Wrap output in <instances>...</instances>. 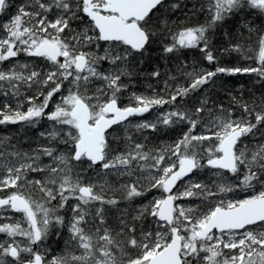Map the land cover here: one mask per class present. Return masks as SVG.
<instances>
[{
	"label": "snow or ice",
	"instance_id": "snow-or-ice-1",
	"mask_svg": "<svg viewBox=\"0 0 264 264\" xmlns=\"http://www.w3.org/2000/svg\"><path fill=\"white\" fill-rule=\"evenodd\" d=\"M8 7L9 0H0V13ZM180 8V0H26L0 24V62L24 53L47 64V71L34 66L29 70L26 63L0 70V87L7 85L13 96L19 97L24 86L40 89L36 96L27 97L26 111L20 110L22 102L15 109L5 103L0 125L35 127L46 118L51 130L40 136L65 147L60 151L47 144L5 153V140L0 139V219L9 221L0 223V233L9 238L0 242V264H264V143L251 150L239 148L243 137L255 138L259 133L264 139V105L258 110L255 104L244 103L246 115L235 118L231 110L225 115L220 105L221 114L208 121L203 117L206 110L212 117L207 100L193 110L175 106L178 98H186L218 73H255L264 79V32L257 35L254 46L257 67L194 68L186 73L191 83L176 86L170 98L133 93L135 105L120 106L127 88L122 77L131 75L129 62L135 56H143L150 45L159 43L165 54L198 48L209 64L217 62L209 30L245 9L264 14V0H207L206 9L203 4L199 9L207 12L206 22L194 26L179 19L169 23L167 17ZM50 13L54 19H49ZM153 13H158V23L151 22ZM102 45H106L103 54L91 50ZM225 51L245 49L236 44ZM102 62H108L110 70H103ZM151 75L159 77L160 72ZM57 95L59 101L47 111ZM39 97L42 100L37 102ZM165 104L174 107L135 127L156 132L161 126L187 125L173 144L146 151L144 143L126 137L125 150L111 146L108 135L113 126L128 124L130 117ZM201 125L204 131L193 134ZM205 143L209 147L203 148ZM43 157L49 162L44 163ZM205 166L220 177L212 187L190 180L183 191L176 190L178 181ZM242 170L235 187L259 184L262 190L243 199L214 200L217 193L235 190L223 173L239 176ZM30 174L36 175L28 179ZM110 176L132 178L119 189L128 202L152 190L161 193L141 204L130 220L127 210L122 212L118 231L106 218L108 208L120 203L106 195L112 191ZM33 193H39L40 199ZM194 197L201 200L200 206L178 203ZM9 212L21 214V219L14 220ZM148 217L154 228L138 226ZM53 228H66L68 238L64 254L48 261L39 245Z\"/></svg>",
	"mask_w": 264,
	"mask_h": 264
},
{
	"label": "trees",
	"instance_id": "trees-1",
	"mask_svg": "<svg viewBox=\"0 0 264 264\" xmlns=\"http://www.w3.org/2000/svg\"><path fill=\"white\" fill-rule=\"evenodd\" d=\"M10 1L16 2H14L15 4L12 2L11 5L13 4V6L10 9L7 8L6 11L1 14L2 18H8L7 16L5 17V15L9 14L7 11L9 10L8 12L10 13L14 12V8L23 3L22 0ZM180 2L181 8L171 16L167 17L169 23H175L177 19H179L180 23L189 26L199 25L206 22V18L208 16L207 12H201L199 9L202 4L206 9L207 0H180ZM152 16L153 19L151 22L158 23V13H153ZM160 19L163 20L164 17H161ZM73 27H76V25L74 24ZM176 30L177 29L175 28L173 29V31ZM260 32H264V14L249 11L248 9L237 12L236 14L219 22L215 28L210 29L207 33L211 50L217 57V62L212 64H209L204 59L198 48L182 49L177 53L165 54L162 52V48L159 43H153L149 46L143 56L137 55L129 62L128 71L131 72V75L122 77V82L127 85V88L121 93L120 106H126L129 103L135 105V101L131 98L133 93L149 97L159 95L163 96L165 99L170 98V95L175 90L176 86L182 85L186 87L189 83H191V80L188 78L186 73L192 72L194 68L198 71H215L218 66L225 68L257 67L258 64L255 60L256 52L254 50V46L257 41V35ZM236 44H240L245 51L239 53L234 51H225ZM103 47H106V45H102L100 49L96 50L93 48V51L103 54ZM24 63L29 65V70L32 69L33 66L36 70L44 69L47 66L44 60L36 57H29L24 60ZM101 68L103 70H110V65L108 62H102ZM153 71H159L160 76L153 77L151 75ZM96 86L97 84L94 83L93 89ZM62 91L66 94L67 85H65ZM33 95V89H26L22 93L21 99H23L22 101L24 102V109L28 105L27 97ZM59 97L60 96L58 95L54 97L53 102L50 104L47 111L52 110V106L55 102L59 101ZM40 100H42L41 97H39L37 102ZM202 100H207V109L212 110V117H209L207 110L203 113V117L206 121L221 114L219 111L220 105H223L225 115L228 110L233 112L234 118L246 115L242 113L241 108L244 103H248L249 106L255 104L258 110L260 106L264 105V79L258 77L255 73H238L235 75L218 73L208 84L202 86L195 92L190 93L186 98H178L175 106L184 110H193L194 106H198ZM5 102L6 100L4 99L2 90L0 89V108L4 106L3 104H5ZM173 107V105L165 104L159 108L151 109L149 112L144 113L143 116L147 118V121H154L162 112L172 110ZM252 122L255 123L254 115L252 117ZM185 131H187V125H174L170 128H163L161 126L159 131L153 132L151 130H137L136 127H133L128 123L113 127L109 131L108 139L113 148H116L118 151H122L128 146L126 143V137H132L135 142L144 143L146 145L145 150L147 151L153 150L156 147L173 144L183 135ZM203 131L204 126L201 125L194 130L193 134L199 135ZM262 131H264V129H262ZM35 133L36 132L31 128V126L27 125H0V139L5 140L3 151L7 153L9 150L30 151L32 148L34 149L38 146L35 142ZM57 143L58 147H61L62 144L59 143V141H57ZM212 143L215 142L213 141ZM259 143H264V139H261L259 133H257L255 138H253V136L241 138L239 141V148L243 149L245 146H248L249 150H251ZM207 147H209V144L205 143L203 148ZM205 161L203 160L202 163L206 165ZM200 169L203 171L200 175L193 179L194 182L213 186V182L220 179V177L214 174L215 170L207 166ZM200 169L196 170L198 171ZM243 171L244 170H242L239 174L238 177L240 178L238 180H235V178H233L234 175L226 171L223 173V178L226 182L232 183L231 185H237L240 183ZM194 173H196V171ZM89 174L91 175V173ZM35 175L36 174H30L28 179H32ZM131 179L132 178L126 176L108 177L112 191L106 193V195L108 197L114 196L120 201V203L115 207L108 208L106 218L108 225L117 231L118 218L122 212L127 210V218L130 220L131 216L136 214V209L141 204H146L148 201H151L153 197L161 194L157 190H152L151 192L146 193L144 197H137L133 202H128L123 199L124 193L119 189L121 184L131 183ZM181 182L182 181L179 183ZM260 190L262 189L260 185L257 184L253 190L250 189V192L242 193L241 196L244 197L253 195ZM33 195L36 199H40L39 193H33ZM198 200L199 199L196 198L190 202L192 204H196ZM55 203L56 202H53L54 205ZM70 203H75V201H71ZM60 214L65 215L63 211H61ZM16 217V220L21 219V214L16 213ZM137 223L138 226H143L145 229L155 227L151 217ZM57 231L61 233L60 236L56 235ZM113 234H115V232ZM4 235L6 234L0 233V242L5 241ZM67 238L68 232L66 228H53L48 238L39 248L46 253V258H50L53 254H64L65 241Z\"/></svg>",
	"mask_w": 264,
	"mask_h": 264
},
{
	"label": "rangeland",
	"instance_id": "rangeland-1",
	"mask_svg": "<svg viewBox=\"0 0 264 264\" xmlns=\"http://www.w3.org/2000/svg\"><path fill=\"white\" fill-rule=\"evenodd\" d=\"M13 1H10L9 0V4H10V7H8L9 9L13 6V4H15L14 2H16V1H14L13 2V4L11 5V3H12ZM22 2L23 3H25L26 2V0H22ZM9 11V10H8ZM7 11V13H9L8 15H5V17L7 16L8 18H2V16H0V24H3V23H5V22H7V20L10 18V14H14L15 12H16V7L14 8V12H8ZM55 18V15L54 14H52V13H50L49 14V19H54ZM95 49V48H94ZM91 50H93V49H91ZM96 50V49H95ZM19 55H23V56H19ZM17 57H15V58H12L11 60H9V61H4V62H0V70H8V69H10L13 65H15V64H20V65H22V64H25L24 63V60H26V59H28L29 57L28 56H26L24 53H20ZM42 59V58H41ZM62 59V58H61ZM43 60V59H42ZM31 70V69H30ZM44 71H47V66H46V68H44L43 69ZM0 89L2 90V95L4 96V99L6 100V102L5 103H8V104H10L11 106H12V108L13 109H15L16 108V106H17V103L18 102H22L21 103V108H20V110H22V111H26L27 110V107L29 106V105H27L26 106V108L24 109V107H23V105H24V102L22 101L23 99H21V96H22V93L24 92V90H28V88H27V86H24V87H21L20 88V93H21V95L19 96V97H16V96H13L12 95V92H11V90L8 88V86L7 85H4V86H2V87H0ZM33 89V91H34V95L33 96H36L37 95V92L38 91H40V89L39 88H32ZM31 89V90H32ZM5 92H7L8 94L7 95H5L4 93ZM59 96V95H58ZM42 98V97H41ZM59 99H60V97H59ZM4 105V104H3ZM149 120V119H148ZM142 121H147V118L146 117H144L143 115H138V116H136V117H134L133 119H130L129 120V124L131 125V126H133V127H135V125L136 124H138V123H140V122H142ZM51 122L50 121H48L46 118H44V119H42V120H40L39 121V123H37L36 125H35V127H31L36 133V135H35V137H36V139H35V142L38 144V146H40V145H47V144H54L53 146L54 147H58V143H57V141L56 142H52L48 137H41L40 136V133L41 132H48V131H50L51 130ZM60 143V142H59ZM38 146H36L34 149H36ZM59 149H60V151H64V149H65V147H64V145L62 144L61 145V147H58ZM33 149V148H32ZM31 149V150H32ZM8 152H11V150H9ZM43 160H44V163H48L49 161H48V158L47 157H43ZM206 160V159H205ZM204 160V161H205ZM203 170H196V173H194V175H193V178H192V176H190L189 178H187V179H185V180H183L181 183H179L178 185H177V191H183V189H184V187H185V185L191 180V181H193V179L195 178V177H197L198 175H200L201 174V172H202ZM233 178H235V180H238L240 177H238V176H236V175H234L233 176ZM230 184H232V183H230ZM238 185V184H237ZM232 186H234V188H235V190L233 191V192H231V193H217V195H216V197H214L213 199L214 200H216V201H218L219 199H221V198H223V199H225V200H227V199H243V198H246L247 196H244V197H242L241 196V194L242 193H246V192H250L249 190L251 189V190H253L254 188H243V186H241V187H235L236 185H232ZM209 187H212V185H209ZM243 188V189H242ZM256 194V193H255ZM219 196V197H218ZM249 196V195H248ZM196 198L194 197V198H192L191 200H187V199H185V200H181V201H179L178 203H180V204H182V205H184V206H192V207H196V206H200L201 205V200L199 199L198 200V202L196 203V204H192L190 201H193V200H195ZM8 215L9 216H12L13 218H14V220H16L17 219V217H16V213H11V212H9L8 213ZM6 222H9L8 220H6V219H0V223H6ZM24 226H26V225H24ZM4 238H5V240H8L9 238L6 236V235H4ZM17 240H23V238H21V237H17L16 238ZM39 247H41V244L39 245ZM228 250H226L225 252H227ZM77 254H79V253H77ZM56 255H62V254H53V255H51V257L50 258H46V260H48V261H50L51 259H52V257L53 256H56Z\"/></svg>",
	"mask_w": 264,
	"mask_h": 264
},
{
	"label": "water",
	"instance_id": "water-1",
	"mask_svg": "<svg viewBox=\"0 0 264 264\" xmlns=\"http://www.w3.org/2000/svg\"><path fill=\"white\" fill-rule=\"evenodd\" d=\"M113 127H114V126H113ZM190 175H191V174H190ZM190 175H189V176H190ZM177 183H178V182H177Z\"/></svg>",
	"mask_w": 264,
	"mask_h": 264
}]
</instances>
